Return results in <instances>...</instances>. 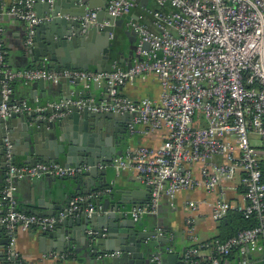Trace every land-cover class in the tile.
Masks as SVG:
<instances>
[{
  "label": "built area",
  "instance_id": "built-area-1",
  "mask_svg": "<svg viewBox=\"0 0 264 264\" xmlns=\"http://www.w3.org/2000/svg\"><path fill=\"white\" fill-rule=\"evenodd\" d=\"M45 0H0V118L28 114L46 107H63L51 103L33 107L26 101H10L12 84L44 81L57 85L61 80L77 81L89 93L92 84L104 85L96 113L127 114V138L140 141L156 137L157 145L127 144L111 163L97 164L99 170L112 168L126 172L149 191L146 206L129 212L134 222L155 215L162 200L170 205L183 191H201L203 198L188 200L192 214L207 210L209 219L219 223L235 211L245 220L254 219L250 229L238 232L224 242L197 243L196 216L186 219L187 239L194 246L181 255L183 264H223L232 253L248 264L246 255L257 253L264 262V0H108L105 16L129 17L125 28L136 37L135 56L130 68L112 60L109 73L82 70H51L44 66L11 69L6 63L5 14L24 24L25 45H30L35 28L43 22L35 5ZM54 0H47L52 3ZM152 3V7H149ZM88 10L79 18L83 26L99 30L109 25L104 17L97 23V12ZM110 41L114 32L108 33ZM152 75L158 84L156 97L132 99L121 91ZM87 100L74 104L82 108ZM5 142L6 181L0 189V226L6 246L0 264H22L16 247V231L45 229L54 217L36 216L18 209L14 182L22 179H72L88 170L85 165L65 167L61 163H37L34 166L12 163L11 145ZM241 191V192H239ZM110 189L95 193L107 195ZM240 195V202L235 197ZM90 196L70 201L67 215L81 209ZM94 210L89 204L87 214ZM62 213L60 217H62ZM143 232H146L142 229ZM145 243L172 237L157 228ZM92 235L91 232H88ZM196 244V245H195ZM210 249L200 257V249ZM173 254L172 247L164 250ZM120 253H103L97 260L113 259ZM145 264H161L160 253L152 254Z\"/></svg>",
  "mask_w": 264,
  "mask_h": 264
},
{
  "label": "water",
  "instance_id": "water-1",
  "mask_svg": "<svg viewBox=\"0 0 264 264\" xmlns=\"http://www.w3.org/2000/svg\"><path fill=\"white\" fill-rule=\"evenodd\" d=\"M78 2L79 0H54L48 3L45 0L43 3H37L46 7V16L44 18L39 16L43 22L35 28L30 45L24 44L25 54L30 63L43 62L44 67L51 70H82L96 73L111 71L112 43L108 33L114 32L115 28H121L129 17L114 19L105 16L100 7L96 21L101 23L106 17L109 25L101 30L93 26H83L79 18L86 11L96 8L85 5L82 1ZM148 2L149 0H136L137 4L147 5ZM126 32L133 35V48L129 49L127 57L121 52L116 54L120 58L119 63L128 62L126 65L128 69L131 66L129 61L136 57V37L128 30ZM31 83L47 82L39 80ZM58 84L60 96L58 102L52 103H62L63 107L57 109L46 107L28 114H14L5 119L0 118V170L6 172L7 166L4 139H7L12 147V163L16 157H21L24 159L23 164L28 166L40 162L62 163L65 167L87 166L88 170L72 178L76 185L72 197L79 195L91 197L83 203L79 211L67 215L66 209L70 201L57 199L47 204H42L40 201L36 207L30 205L22 210L36 216L55 218V222L50 227L32 231L36 234L39 245L47 244L51 253L62 252L64 248L71 249L75 240L87 241L91 245L92 255L120 253L119 257L111 259L112 264H145L150 255L145 240L154 233L136 231L135 228L142 227V224L134 222L126 211V206L134 208L136 202L128 201L126 197L128 194L114 189L104 208L101 206L103 195L93 198L94 193L105 187V176L109 168L99 170L97 164L111 163L129 144L126 133L129 116L92 112L89 108L98 104L100 96L97 97L83 90L73 92L69 87V81L65 79ZM75 84L79 85L78 81ZM73 93H75L74 97H72ZM28 95L36 94L28 91ZM87 99L89 101L85 102L82 108L74 104L78 100ZM10 101H13L12 94ZM49 104L51 102L46 101L45 105ZM34 107L42 106L37 101ZM6 177L5 174L4 178ZM97 177H101V182L95 186L93 182ZM45 179H49V176H43L42 182ZM49 195L52 198L53 195L51 193ZM115 195H120V198L115 200ZM89 204L93 205L94 210L87 214L85 209H88ZM61 213L62 217H60ZM2 231L3 228L0 229V249H2L0 261L7 243L6 238L1 239ZM157 241L168 243L166 238H159ZM145 250L147 253H144ZM168 260L169 264H177L178 255L168 254Z\"/></svg>",
  "mask_w": 264,
  "mask_h": 264
},
{
  "label": "crops",
  "instance_id": "crops-1",
  "mask_svg": "<svg viewBox=\"0 0 264 264\" xmlns=\"http://www.w3.org/2000/svg\"><path fill=\"white\" fill-rule=\"evenodd\" d=\"M4 1L6 4L10 2V0ZM81 1L84 2L85 5H88L92 8L94 7L97 9L102 7V9H104L108 0H79V2ZM76 9L78 8L76 7ZM35 12L38 17L41 16L44 18L46 16V7L41 4H37L35 5ZM1 25L4 30L6 63L11 69L18 70L28 69L34 66H44L43 62L35 64L30 63L25 54L24 38L26 29L23 23L3 14L1 17ZM133 40V35L127 33L125 25H123L122 40L119 42V45L122 48H120L121 50L119 52H121L124 57H127L129 49L133 48ZM120 64L125 67L128 62ZM58 85L59 84L53 85L50 83H31L25 85L22 82L16 81L12 84L13 101H26L33 107L37 101L41 104V106H45L46 101L51 103L58 102L60 96V86ZM69 85L73 92L82 90V86L80 84ZM104 89V85L102 84L99 86L97 84H92L89 89V94H94L98 97L103 93ZM158 90L159 88L157 81L152 75H150L144 80H137L131 86H126L122 89L121 93L124 96L130 97L132 99H141L144 97H156L158 95ZM28 91L34 92L36 95H28ZM74 94L75 93L72 94V97H74ZM128 142L129 144L134 142H145L150 143V145H157L159 143L156 137L143 141L135 138L132 141L129 140ZM23 160L24 159L21 157H16L14 164L24 165ZM5 174L6 172L0 170V189L5 185ZM105 178V187L99 189L96 192L98 193L105 189L111 190V193L102 196V208L107 206L108 197L112 194L113 189L125 192L128 194L126 195L128 201L130 200L136 202L134 208L131 206H126V211L128 212L135 208L144 207L149 202V191L146 186L136 181L130 174L126 172L116 173L112 168H108ZM99 182H101V177H97L93 183L95 186H97ZM14 184L16 187L14 198L18 209L21 211L25 210L30 205L36 207L40 201L42 204H47L53 202L55 199L59 201H73L75 198L85 197L82 195L72 197L76 190V185L72 179H55L53 181V178L49 177V179H45L44 182H42L41 178L34 180L22 179L15 181ZM49 193L53 195L52 198L50 197ZM240 195L241 194H238L237 197H235L236 202L241 201ZM203 196L204 194L201 191H183L175 196L172 205H170L165 199L162 200L157 213L155 215H146L142 217L139 221V223L142 224V227H136V231L140 232L143 228L146 232H153L157 228L166 229L169 234H171V236H174L175 240L173 241V253L178 255V263L181 262L180 259L184 250L193 245V243L187 239V217L196 216L195 233L197 236V243L212 240L218 234V223H214L209 219L208 214H206L207 210L203 209L198 214H192L185 206L186 201L203 198ZM119 198L120 195H115V200ZM1 212L2 211H0V213ZM1 228L2 227L0 226V229ZM34 230L41 229L32 228L28 231H16V247L22 260V264H112L111 259L97 260V256L99 254L92 255L93 253L91 245L87 241L75 240L72 242L71 249L64 248L62 249V252L53 251L50 253L48 249L50 247H48L47 244H43V246L39 245L36 234L32 233ZM4 238L5 233L2 231L1 239ZM76 243L78 245H75ZM163 244L164 243L159 241L152 242L151 244L150 242L146 243L147 250H150V255H148L147 258H149L152 254L160 253L161 264H169L168 254L162 253L161 250L164 247ZM1 250L2 249H0V251ZM147 250H145L144 253H147ZM209 253L210 249L208 248L200 249V257H206L209 255ZM241 258L242 257L238 253L234 252L223 261V264H238ZM246 259L248 264H264L261 254L250 253L246 255Z\"/></svg>",
  "mask_w": 264,
  "mask_h": 264
},
{
  "label": "trees",
  "instance_id": "trees-1",
  "mask_svg": "<svg viewBox=\"0 0 264 264\" xmlns=\"http://www.w3.org/2000/svg\"><path fill=\"white\" fill-rule=\"evenodd\" d=\"M114 40H115V36L111 42L112 44H113ZM120 48H122V47H120V45H119V47L117 46L115 48V50L112 47V54H111L112 60H117L119 62V56L116 53L121 50ZM121 66H123V65L121 64ZM143 144L144 145H150V143H145V142ZM262 168H263L262 170H263V176H264V163L262 164ZM239 192H241V191H239ZM255 224H256V221L253 218L249 219V220H245L241 213L232 211V212L228 213V215L226 216L225 219H223L221 222L218 223V226H217L218 234H217V236L212 240L202 242L200 244H203V245L212 244L214 241L224 242L227 239L235 236L238 232L254 227ZM161 229L164 232V234L167 236V238L172 237L171 242H168L167 244H163L164 247L161 249L162 253H164L163 251L169 246L172 247V249L174 251V248H173V241L175 240L174 236H171V234H169V232L166 229H164V228H161ZM149 242L151 244L152 242H157V241L151 240ZM149 242H147V243H149ZM192 246H194V245H192ZM187 249L188 248H186L185 250H187ZM177 264H183V263L179 262Z\"/></svg>",
  "mask_w": 264,
  "mask_h": 264
},
{
  "label": "rangeland",
  "instance_id": "rangeland-1",
  "mask_svg": "<svg viewBox=\"0 0 264 264\" xmlns=\"http://www.w3.org/2000/svg\"><path fill=\"white\" fill-rule=\"evenodd\" d=\"M149 7H152V3L150 4ZM114 36H115V40L113 41L112 47L115 50V48L117 46L119 47V42H121V40H122V27L121 28H115V30H114Z\"/></svg>",
  "mask_w": 264,
  "mask_h": 264
}]
</instances>
